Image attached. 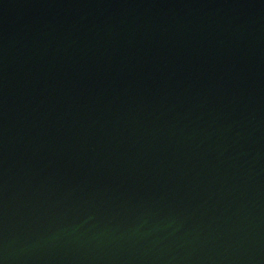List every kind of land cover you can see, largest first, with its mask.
<instances>
[{"label": "water", "instance_id": "obj_1", "mask_svg": "<svg viewBox=\"0 0 264 264\" xmlns=\"http://www.w3.org/2000/svg\"><path fill=\"white\" fill-rule=\"evenodd\" d=\"M0 264H264V0H0Z\"/></svg>", "mask_w": 264, "mask_h": 264}]
</instances>
